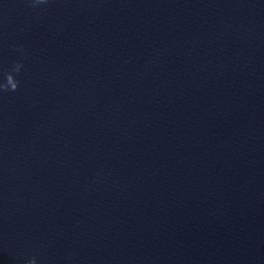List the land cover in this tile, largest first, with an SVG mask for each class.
<instances>
[{
	"label": "clouds",
	"instance_id": "9594fccd",
	"mask_svg": "<svg viewBox=\"0 0 264 264\" xmlns=\"http://www.w3.org/2000/svg\"><path fill=\"white\" fill-rule=\"evenodd\" d=\"M47 0H35L36 4L46 3ZM23 65L20 62H16L10 70L5 71L4 80L0 82V91L3 92H15L19 87V80L16 79V74L20 73ZM26 264H37L35 256L26 261Z\"/></svg>",
	"mask_w": 264,
	"mask_h": 264
}]
</instances>
